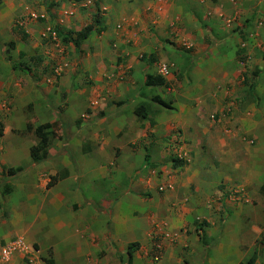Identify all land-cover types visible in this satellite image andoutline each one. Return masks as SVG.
I'll return each mask as SVG.
<instances>
[{
  "label": "crops",
  "instance_id": "1",
  "mask_svg": "<svg viewBox=\"0 0 264 264\" xmlns=\"http://www.w3.org/2000/svg\"><path fill=\"white\" fill-rule=\"evenodd\" d=\"M14 4L20 9L34 6ZM14 4L5 2L0 9L1 38L16 27L14 19L19 14L15 13L20 10ZM99 4L111 18L96 26L105 29L100 34L93 32L86 41L91 42L89 45L83 42L75 49L60 39L54 44L51 33L47 37L44 32L45 28L51 30L50 23L25 24L23 37L35 43L37 49H32L39 57L42 52L50 66L28 68L42 69L38 76L23 68H0V185L5 187L0 188V248L14 237L23 239L29 249L47 239L52 249L46 263L39 259V255L46 258L40 250L36 255L15 254L8 260L0 256V264H30L32 256L37 264H127V250L134 243L139 247L131 264H150L148 235L153 223L166 224L163 243L168 244L169 236L176 237L178 246L186 251L187 239L195 245V239L202 237L187 236L181 229L197 230L198 235L201 226L196 221L211 223L221 211L222 203L211 200L219 192L217 181L205 175L201 139L192 131L199 124L202 129L208 126L207 117L196 118V110L188 108L194 97L188 98V106L166 102L170 110L152 104V98V102H143L147 106L139 117L134 114L136 99L121 95L118 75L147 68L142 59L148 56L147 75L157 76L172 35L180 33L181 39L194 45L195 59H200L196 66L201 67L204 51H208V65L240 68L241 55L264 49V0H99ZM86 8L89 12L82 11L84 14L70 11L73 17L69 26L76 27L81 17L93 13L91 7ZM178 25L182 28L177 29ZM234 29L243 34L237 35ZM40 40L48 43L41 44ZM14 43L18 55L28 52V48ZM53 64L59 65L53 68L60 72L57 80L49 74ZM201 69L185 68L187 72ZM169 81H173L171 74L165 79ZM214 109L204 103L198 111L204 115L203 111ZM46 123L55 125L47 130L53 131L54 139L44 149L45 154L38 153L39 159L34 161L30 150L40 144V139L33 130ZM28 125L33 130L27 131ZM253 125L257 127L258 122ZM177 129L188 143L182 149L194 154L189 164L183 163L179 169L162 167L157 164L163 158L161 148L159 154L148 156L152 150L149 140L160 143ZM230 139L225 135L222 147ZM148 159L151 173L145 163ZM9 169L14 173L9 174ZM52 178L55 181L50 186ZM6 187L10 188L8 193ZM238 207L234 210L237 221L253 220L255 215ZM95 219L99 223L90 226L89 221ZM106 220L111 225L107 228ZM202 231L207 237L220 239L219 253L214 249V257L203 256L188 264L243 263L248 249L242 244L248 237H241L239 226L230 224L221 232L211 223ZM167 246L168 252L174 250ZM97 253L102 255L100 259ZM255 264L264 261L256 260Z\"/></svg>",
  "mask_w": 264,
  "mask_h": 264
},
{
  "label": "rangeland",
  "instance_id": "2",
  "mask_svg": "<svg viewBox=\"0 0 264 264\" xmlns=\"http://www.w3.org/2000/svg\"><path fill=\"white\" fill-rule=\"evenodd\" d=\"M5 2H8V4H14L15 2L22 5L33 3L34 6H29L30 8L28 7V9H20L22 8L21 6L14 4V6L19 7L18 10L20 11L15 13V15H19L14 19V24L16 26L14 30L2 35V38L0 37V68H17L22 71L23 69H27L30 70L28 74L32 72L34 76H38L42 72V69L38 71L28 68H45L44 66L46 65L50 66V61L47 62L46 59L43 58L42 52H40L41 57L38 56L39 54L36 55L38 51H34L31 47L34 46L37 49L35 43L32 44L30 38L27 39L23 37V32L26 28L25 24L33 22L38 24L50 23L51 31L57 38V41L52 43L57 44L59 38L56 33L58 31L62 35H69L75 38L77 32L84 28L83 26L86 25V23H93V28H95L97 25L100 26L101 24H105L107 20L111 18L110 12L106 9H100L98 6L100 5L99 0H83L78 3L64 0H0V9ZM127 2L130 3V1ZM82 5L91 7L93 13L90 12L89 14L91 15H89V17H81L80 23L76 27L69 26L68 22H70L73 17L72 14H69L70 11L76 9L79 14L85 13L82 11L89 12V9ZM42 7L43 10L40 11L39 9ZM120 7L121 9H125V6ZM29 10L31 11L29 12ZM123 18L124 16L121 17V21L125 22ZM55 20L61 21L56 22ZM94 20H100V23L95 24ZM180 27L182 28V26ZM180 27L178 25L177 29ZM47 29L48 28H45L44 32L48 34L49 31ZM205 32L207 33V30ZM234 32L237 31L234 29ZM239 34L243 33L238 31L237 35ZM180 36L183 35L181 33L177 34L175 37L172 35L173 39H180L181 41H174L171 39L172 41L168 44L170 47H167L168 54L164 55V60L162 62L163 64L168 63L173 65L170 72L173 76V81L166 82V85L163 87H145V80L148 74V56H145L142 60L147 68H143V70L133 69L129 72L123 71V73L118 75V82L121 85L119 91L122 96L136 99V108L143 104L144 109L141 112L142 114L145 113L147 106V104L143 102L151 101L155 96H159L164 99L165 102L175 101L180 102L182 105H187L186 102L188 98L194 97L193 105L187 106L188 108L196 110V118H200L201 115L203 119L207 117L208 126L202 129V127L199 128V125H201L199 124L193 127L194 129L192 131L197 132L198 137L201 139L200 147L204 159L203 166L206 171L205 175L217 181L215 187L219 192L217 196H212L211 200L218 204L222 203L220 207L221 211H219L218 215L215 214L216 220L211 219L210 221L213 223L215 229L218 226L221 232L224 228H228L230 224L231 227L239 226L242 234L241 237H248V240L243 242L244 245L242 244L248 251L245 253L246 256L243 259V263L239 264H245L250 258L254 259V264L256 260L264 261V194L260 192V187L264 183V130H259V128H264V49L250 56L241 55L242 60H240V64H243V66L239 65L240 68H214V66L208 65V51H204L205 55L201 58L203 60L202 65L198 67L196 65L199 63L200 59H195L194 45L192 42H185L184 37L181 39ZM13 40L21 47L28 48V52L18 55L17 51H15L16 45ZM86 41H84L85 44L89 45L91 43L90 41ZM181 42H184V44ZM39 43L44 44L48 42L40 40ZM172 46L175 48H172ZM114 49L115 48H113V50ZM229 54H231L230 51ZM34 58H37L38 62H35L33 60ZM153 63L154 61L150 62L151 65ZM192 63H195V65L193 66ZM58 67L59 65L53 64L51 71H49L50 76L54 77L55 80L59 78V75L54 72L53 68ZM187 67L202 69L187 72L185 70ZM151 69L153 68H149V70ZM156 70H158V68ZM45 77L48 78L49 76L46 75ZM86 80H88V85H90L91 81L89 77H87ZM204 103L210 105L211 108L216 107V109L207 113L203 111V115L199 113L198 109L203 108ZM152 104L155 103L152 102ZM156 105L159 106L158 104ZM28 111H30V108ZM257 122L258 129L253 125ZM217 127L221 130L215 129ZM217 131H219V133H217ZM180 132L181 130L177 129L176 132H173L169 137H165L160 143H156V140L150 139L148 146L152 150L148 152V156L153 153L159 154L162 150L161 154L163 158L160 159V162H157L160 166L172 167L174 160L189 164L190 155H193L194 152L182 149L184 144L188 143L181 138ZM225 135L230 136L231 139L228 144L224 143L225 147H222L221 139H223ZM249 160H252V162ZM248 162H250L249 165ZM145 163H148V172L151 173L152 169L149 168V159L146 160ZM160 173L161 171L158 172V174ZM226 179L228 181H226ZM223 180L226 181V183H224ZM0 188L5 189L3 185H0ZM6 189L8 193L10 188L6 187ZM238 206H243L242 209L244 211L255 215L253 220H250V217H248L249 219L246 218L245 220L237 221L234 210L239 208ZM50 213L52 212L50 211ZM198 220L199 221L196 222H200L199 225L201 226L199 227L198 235L196 234L198 232L197 230L189 232L187 231V227L181 229L183 234L187 236L194 234L196 238L202 237L201 240L198 239L196 241L195 239V245H192L190 240L187 239V241H185L188 247L186 251L184 248L178 246L180 242L176 240V237L172 239L169 236L167 242L170 248L174 250L168 252V250H166L168 244L163 243V239L166 238L163 237V231H167L166 224L153 223L148 235L151 242L148 247V263L174 264L175 261H172V259H176L180 261L179 264H188L189 260L199 261L203 256L214 257V249L219 253L218 246H221L220 239L207 237L202 231L203 227L207 228L211 223H208L204 219ZM98 223L96 219L93 222L89 221L90 226ZM108 226L111 225L109 221L106 220L104 227L107 228ZM245 226L248 228L241 230V227ZM258 229L261 231L260 233ZM237 234L239 236L240 233L237 232ZM10 239L14 240L16 238L12 237ZM46 240L31 245L36 251L41 250L45 252L46 258L39 255V259H42L44 263L49 260L48 258L52 257V249L50 245L47 244ZM156 245H161V249L157 250L155 248ZM215 246L217 247L215 248ZM239 250L240 252L244 251L242 247H240ZM101 252L103 251L101 250ZM74 254H76V252ZM97 255L98 259L102 257L101 253H97ZM156 256L158 257L157 260H155ZM86 258H90V255Z\"/></svg>",
  "mask_w": 264,
  "mask_h": 264
},
{
  "label": "trees",
  "instance_id": "3",
  "mask_svg": "<svg viewBox=\"0 0 264 264\" xmlns=\"http://www.w3.org/2000/svg\"><path fill=\"white\" fill-rule=\"evenodd\" d=\"M64 1H73L75 3L78 2H82L83 0H64ZM95 24L99 23V20H94ZM105 28H98L96 29L93 28V23L89 24L87 26H85L84 28H82L79 32H77L75 38H73L72 36L69 35H62L59 33V31L56 33L57 37L60 39V41L62 43H71L73 44L75 49H79V47L81 46V44L86 41L88 39V37L93 33H97L100 34L102 31H104ZM16 69V68H13ZM166 85V82L164 80V78H162L161 76H153V75H147L146 76V80H145V87H163ZM154 103L160 105L162 108L164 109H171V106L169 104H167L165 101L161 100V98L159 96H155L153 97L152 100ZM144 109V105L141 104L135 111L134 114L136 116H142V111ZM55 125L53 126V124H42L40 126H37L34 130L31 126H27V131H31L33 130L34 134L40 139V144L34 148H32L30 150V155L31 158L36 161L38 160V153H43V155L45 154L44 149L48 146L49 141L51 139H54V133L52 132H48L47 130L54 128ZM53 130V129H52ZM0 136H1V132H0ZM183 162L179 161V160H174V163L172 164V168L173 169H178L180 167H182ZM9 174L14 173L13 169H9L7 170ZM55 181V178L51 179V183L50 186L53 185ZM260 192L262 194H264V183L262 184V186L260 187ZM139 245L137 243H134L132 245L129 246L128 250H127V264H131V260H132V256L134 251H136L138 249ZM245 264H254V259L250 258Z\"/></svg>",
  "mask_w": 264,
  "mask_h": 264
},
{
  "label": "built area",
  "instance_id": "4",
  "mask_svg": "<svg viewBox=\"0 0 264 264\" xmlns=\"http://www.w3.org/2000/svg\"><path fill=\"white\" fill-rule=\"evenodd\" d=\"M34 16V15H33ZM49 31V30H48ZM50 32V31H49ZM51 33V37H52V41L55 42L56 41V36L55 34ZM48 35V34H47ZM173 65L172 64H166V63H161L159 64L158 67V74L159 76H161L162 78L166 79L167 76L170 75L171 69H172ZM57 75H59V70H55L54 71ZM160 191H163L164 188H160ZM31 249L28 248V246L26 245L25 241L21 238H17L15 240L9 241L8 243H6L4 246H2L0 248V256L4 259V260H8L11 256L15 255V254H20V253H24L25 255L27 254H37L38 251H36L32 246H30ZM161 245H156L155 248L157 250L161 249ZM34 257L32 256L29 259V263L30 264H37V261H35L33 259ZM158 257H155V260H157Z\"/></svg>",
  "mask_w": 264,
  "mask_h": 264
},
{
  "label": "clouds",
  "instance_id": "5",
  "mask_svg": "<svg viewBox=\"0 0 264 264\" xmlns=\"http://www.w3.org/2000/svg\"><path fill=\"white\" fill-rule=\"evenodd\" d=\"M117 28H119V27H117ZM50 32H52L51 30H49ZM46 35H47V33H46ZM47 37H49V35H47ZM56 41H57V38H56ZM55 41V42H56ZM51 42H53L52 40H51ZM60 75V74H59ZM158 76H159V74H157ZM165 80V79H164ZM17 239V238H16ZM15 240V239H14Z\"/></svg>",
  "mask_w": 264,
  "mask_h": 264
}]
</instances>
